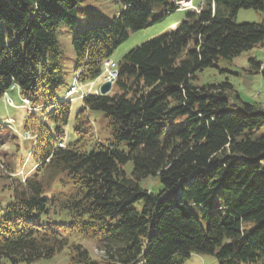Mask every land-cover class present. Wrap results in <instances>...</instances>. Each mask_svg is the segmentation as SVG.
<instances>
[{
  "label": "trees",
  "instance_id": "1",
  "mask_svg": "<svg viewBox=\"0 0 264 264\" xmlns=\"http://www.w3.org/2000/svg\"><path fill=\"white\" fill-rule=\"evenodd\" d=\"M82 1L0 0V98L16 84L44 112L24 125L37 167L1 209L0 260L32 263L68 248L71 264H99L73 240L80 236L95 242L106 264H183L193 253L264 264V135L249 131L264 123V105L233 108L230 83H193L220 59L264 47V23L236 21L239 9L263 10L264 0H204L174 29L129 50L111 91L84 96L77 138L61 147L71 101L55 98L65 85L57 26L73 28ZM119 1L112 22L72 39L78 81L97 79L131 32L164 20L180 0ZM251 62L264 73L260 60ZM91 111L110 130L107 140L94 139ZM151 176L161 182L157 193L140 184ZM220 190L230 194L215 208Z\"/></svg>",
  "mask_w": 264,
  "mask_h": 264
},
{
  "label": "rangeland",
  "instance_id": "2",
  "mask_svg": "<svg viewBox=\"0 0 264 264\" xmlns=\"http://www.w3.org/2000/svg\"><path fill=\"white\" fill-rule=\"evenodd\" d=\"M193 3V8L195 5L198 7L202 6V0H193ZM121 7L122 5L119 0H83L79 4L77 10V24L73 28H70L63 22L57 26V36L61 50L60 62L65 72V85L61 86L56 91L55 98L61 101L66 100L67 97L65 96L69 87L74 83H77L79 87V92L70 97L71 118L69 124L64 127V140L66 144L77 138L74 127L77 125V116L83 106L81 95L83 93L97 94V91L100 90L101 85L104 83L103 75H100L95 80H89L86 82L75 80L77 59L72 46V39L79 33L86 31L90 26L112 22L120 13ZM192 9H177L170 13L164 20L153 23L145 29L131 32L129 38L114 51L112 58L115 61H119L125 53L135 46L172 30ZM236 21L238 23H264V9L256 10L253 8H241L237 13ZM252 58L260 60L264 67V47H255L249 51H245L232 60L224 58L220 59L217 66L207 67L198 71L197 78L193 80V83L199 87L211 84L230 83L233 86V97L231 100V106L233 108H237L235 104H240V101L264 105V73L251 62ZM235 93H238L239 98L234 96ZM15 104L16 107H10L7 105L4 98H0V123L9 125V123H7L9 121H6V119L11 118L12 124L15 121L14 125L18 129V133H15L13 129L7 126L0 127V134L3 136L2 140L4 141V143H0V212L1 209L6 206L7 201L12 198L14 189L19 188L24 182V179L22 178L25 175H17L16 173L23 167L25 173H29L30 171L29 174H32L37 167L36 161L31 154L33 141L24 140L26 137L29 138L28 135L23 137L25 134L24 125L28 115L35 114L37 118L42 119L44 112L38 110L34 111L36 108L30 106L29 109H27L23 106L21 99L15 98ZM40 106L43 107L42 105ZM48 111L49 110H47V112ZM97 114L93 111L87 113V116L90 117L92 121L93 137L95 140L105 141L110 138L111 133L106 127L105 122L98 121L100 120V117H97ZM184 124L185 122L180 120L172 124L171 128L181 127ZM249 131H251L250 133L253 138L263 136L264 123L259 125L256 129ZM12 136L16 138L12 139ZM123 168L128 176L132 175V162H128ZM140 184L144 189L153 191L154 193L159 192L162 188L158 176H151L147 179H143ZM226 194L230 193L224 190L216 192L213 207L217 208L220 204V199ZM191 211L199 219L202 228L207 230L208 221L204 216L205 213L198 206H193ZM253 226L254 221H245L243 223V227L247 229H250ZM73 240L81 243L89 251L93 259L99 260V264H106L102 261L104 252L97 248V245L92 239L79 236L74 237ZM68 253L69 249L65 248L63 251L49 259H41L32 263L19 262L15 264H71L69 262ZM0 264L14 263L2 258ZM137 264L145 263L141 259ZM183 264L220 263L214 255L193 253Z\"/></svg>",
  "mask_w": 264,
  "mask_h": 264
},
{
  "label": "bare ground",
  "instance_id": "3",
  "mask_svg": "<svg viewBox=\"0 0 264 264\" xmlns=\"http://www.w3.org/2000/svg\"><path fill=\"white\" fill-rule=\"evenodd\" d=\"M193 3V0H185V1H181L180 2V5H181V9H184V10H188V9H192L193 6H192ZM189 7V8H188ZM113 66L115 67L116 66V63L113 61ZM116 71L114 72V79L116 78ZM76 85H72L70 87V90H69V94H72L73 91L76 89Z\"/></svg>",
  "mask_w": 264,
  "mask_h": 264
},
{
  "label": "built area",
  "instance_id": "4",
  "mask_svg": "<svg viewBox=\"0 0 264 264\" xmlns=\"http://www.w3.org/2000/svg\"><path fill=\"white\" fill-rule=\"evenodd\" d=\"M105 67H106V71L108 73V79H113L114 80V66H113V60L111 59H108L105 61ZM77 91V88L73 91L76 92ZM26 102H29V100H26Z\"/></svg>",
  "mask_w": 264,
  "mask_h": 264
},
{
  "label": "water",
  "instance_id": "5",
  "mask_svg": "<svg viewBox=\"0 0 264 264\" xmlns=\"http://www.w3.org/2000/svg\"><path fill=\"white\" fill-rule=\"evenodd\" d=\"M112 88V81H108V82H105L104 84H102L101 86V94H107Z\"/></svg>",
  "mask_w": 264,
  "mask_h": 264
},
{
  "label": "crops",
  "instance_id": "6",
  "mask_svg": "<svg viewBox=\"0 0 264 264\" xmlns=\"http://www.w3.org/2000/svg\"><path fill=\"white\" fill-rule=\"evenodd\" d=\"M14 95H15V97H18V93L17 92H15Z\"/></svg>",
  "mask_w": 264,
  "mask_h": 264
}]
</instances>
